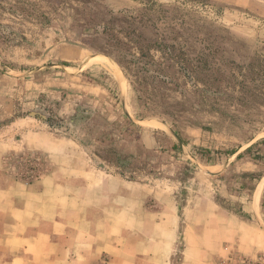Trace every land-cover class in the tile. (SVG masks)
<instances>
[{
	"label": "rangeland",
	"instance_id": "1",
	"mask_svg": "<svg viewBox=\"0 0 264 264\" xmlns=\"http://www.w3.org/2000/svg\"><path fill=\"white\" fill-rule=\"evenodd\" d=\"M263 139L264 0H0V188L123 180L170 264H264Z\"/></svg>",
	"mask_w": 264,
	"mask_h": 264
},
{
	"label": "crops",
	"instance_id": "2",
	"mask_svg": "<svg viewBox=\"0 0 264 264\" xmlns=\"http://www.w3.org/2000/svg\"><path fill=\"white\" fill-rule=\"evenodd\" d=\"M49 182L0 188V264H170L171 234L160 237V224L140 216L132 185L111 179L117 188L97 206Z\"/></svg>",
	"mask_w": 264,
	"mask_h": 264
},
{
	"label": "trees",
	"instance_id": "3",
	"mask_svg": "<svg viewBox=\"0 0 264 264\" xmlns=\"http://www.w3.org/2000/svg\"><path fill=\"white\" fill-rule=\"evenodd\" d=\"M169 130L175 134V136L177 138H179V136L175 133V131L170 127ZM263 144H264V139L262 140ZM231 154H235V152H232ZM242 155H238L237 158H240ZM256 159H258V157H255ZM264 200V199H263ZM263 202V201H262Z\"/></svg>",
	"mask_w": 264,
	"mask_h": 264
},
{
	"label": "water",
	"instance_id": "4",
	"mask_svg": "<svg viewBox=\"0 0 264 264\" xmlns=\"http://www.w3.org/2000/svg\"><path fill=\"white\" fill-rule=\"evenodd\" d=\"M126 115H127V117H129L128 114H126ZM170 133L175 137V139L177 140L178 144L182 145L181 141L175 136V134L172 133L171 131H170Z\"/></svg>",
	"mask_w": 264,
	"mask_h": 264
}]
</instances>
